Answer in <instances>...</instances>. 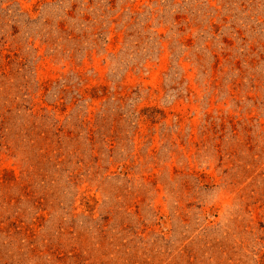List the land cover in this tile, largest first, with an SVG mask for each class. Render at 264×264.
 Masks as SVG:
<instances>
[{
  "label": "rangeland",
  "instance_id": "374dc122",
  "mask_svg": "<svg viewBox=\"0 0 264 264\" xmlns=\"http://www.w3.org/2000/svg\"><path fill=\"white\" fill-rule=\"evenodd\" d=\"M0 264H264V0H0Z\"/></svg>",
  "mask_w": 264,
  "mask_h": 264
}]
</instances>
